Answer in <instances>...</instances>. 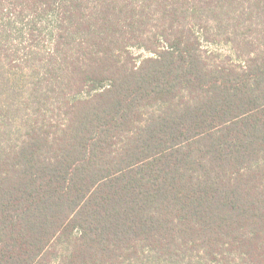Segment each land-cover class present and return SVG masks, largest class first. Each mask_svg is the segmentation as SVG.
Returning <instances> with one entry per match:
<instances>
[{
	"label": "trees",
	"instance_id": "trees-1",
	"mask_svg": "<svg viewBox=\"0 0 264 264\" xmlns=\"http://www.w3.org/2000/svg\"><path fill=\"white\" fill-rule=\"evenodd\" d=\"M0 264H264V0H0Z\"/></svg>",
	"mask_w": 264,
	"mask_h": 264
},
{
	"label": "rangeland",
	"instance_id": "rangeland-1",
	"mask_svg": "<svg viewBox=\"0 0 264 264\" xmlns=\"http://www.w3.org/2000/svg\"><path fill=\"white\" fill-rule=\"evenodd\" d=\"M203 48L207 51H210L212 53L221 54L222 56H226L231 54L230 48L228 46L224 45H208L207 43L203 44ZM134 54L136 56H147V53L142 50H133Z\"/></svg>",
	"mask_w": 264,
	"mask_h": 264
}]
</instances>
